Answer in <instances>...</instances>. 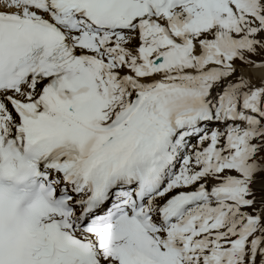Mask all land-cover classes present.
I'll return each instance as SVG.
<instances>
[{
    "label": "snow or ice",
    "instance_id": "snow-or-ice-1",
    "mask_svg": "<svg viewBox=\"0 0 264 264\" xmlns=\"http://www.w3.org/2000/svg\"><path fill=\"white\" fill-rule=\"evenodd\" d=\"M0 264H264V0H0Z\"/></svg>",
    "mask_w": 264,
    "mask_h": 264
}]
</instances>
